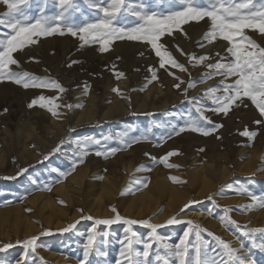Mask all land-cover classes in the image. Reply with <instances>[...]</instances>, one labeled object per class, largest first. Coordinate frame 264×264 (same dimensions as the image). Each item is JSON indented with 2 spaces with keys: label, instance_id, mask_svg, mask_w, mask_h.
Instances as JSON below:
<instances>
[{
  "label": "rangeland",
  "instance_id": "obj_1",
  "mask_svg": "<svg viewBox=\"0 0 264 264\" xmlns=\"http://www.w3.org/2000/svg\"><path fill=\"white\" fill-rule=\"evenodd\" d=\"M253 3L258 9L264 0H253ZM127 4L133 8L142 5L150 12L163 15L180 9L171 0H127ZM22 7L33 19L42 15L53 17L60 11L58 0H26ZM73 8L72 24L82 25L96 18L91 0H73ZM6 12V5L0 2V18ZM120 23L135 27L139 21L130 12H125ZM210 23L208 18L190 20L181 25L183 31L174 30L173 36L165 35L160 41L179 63L199 70V74L187 71L188 79L185 81L181 76L184 72L167 64L164 69L159 67V58L149 44L114 39L109 51L101 53L99 43H84L79 35H70L62 23L63 35L57 32L34 37L37 43L13 53L19 65L10 66L12 71L58 81L66 91L26 89L7 79L0 81V86L9 88L14 93L12 99L16 100L11 108H0V133L3 132L0 134V148L6 147L9 135L13 140L12 149L6 147L7 152L0 157V264H117L120 241L126 235L130 236L125 232L129 226L122 221L111 225L95 224V220L114 219L113 206L126 219L149 220L152 224L161 225L156 231L170 244L179 243L188 230L186 223H167L175 216L181 221L191 220L204 230L201 240L217 260L223 253L215 236L235 248L243 245L241 254L248 256V264H264V251L253 247L252 240L241 234L245 230L264 229V208L246 207L254 204L253 196L257 200L264 197V125L254 123L264 118L247 100L248 107L234 106L227 115L214 114L210 110L214 105L207 98L206 90L219 86L223 78L204 79L209 70L196 61L190 62L188 56L181 55L175 47L179 45L184 52L198 57L206 54L210 45L207 54L212 51V60L209 62L214 63L218 59L217 52L225 62L230 60L231 56L226 52L228 42L217 39L208 44L203 39ZM4 31L0 28V33ZM245 33L264 46V35L252 29H245ZM201 43L205 45L203 48L197 46ZM186 44H190L188 51L185 50ZM169 70L184 82L180 89L173 86L179 81L169 75ZM121 72L124 73L122 77L118 75ZM153 72L157 79H152ZM69 76L83 85L86 97L92 93L103 97L108 84L109 103H121L122 106L117 116L106 122L69 125L66 134L60 137L51 133V121L41 115V112L50 113L47 101H43L46 107L41 108L39 97H53V103L61 108L72 107L74 97L72 85L67 81ZM125 79L129 80L128 88H120V82ZM189 82L195 87L185 94L183 89ZM113 87L118 88L119 93L114 92ZM172 93L178 98L166 105L165 98ZM34 99L38 103L29 108L28 104ZM145 101L153 102L158 110L137 111ZM201 105L213 123L222 127L207 136L190 130L173 134V128L179 130L193 121H198L200 127H210L199 119L196 112ZM60 107L55 109L58 113L55 118L59 117ZM83 107L87 109L85 104ZM7 128L8 135L4 133ZM246 128L257 135L253 139L241 135ZM20 129L26 133L25 137L18 133ZM27 132H32V137ZM58 133L61 134L60 131ZM43 139L47 141L46 149L42 146ZM134 140L137 142L131 143ZM129 143L131 146H127ZM57 145L59 150L53 152ZM111 148L118 151L112 154ZM85 151L88 154L83 156ZM97 152L105 155L98 156ZM169 152L177 154L169 156L167 163H162L160 158ZM45 156L48 158L44 159ZM82 156L83 163L76 164L73 170V162ZM225 166L228 173L216 179L214 170ZM195 169L200 173L196 174ZM61 172L69 174L61 177ZM171 177L177 180L173 181ZM157 180L169 182L161 193L153 191L158 186ZM150 192L156 199L154 206L136 202V198H147ZM186 204L190 207L182 213L180 210ZM225 209H229L230 220L222 219ZM85 216L93 219L82 218ZM70 225L74 227L70 228ZM93 228L95 241L87 261H84V245ZM131 228L143 239H150L151 230L144 225L137 223ZM33 237L36 238L34 252L23 243ZM190 238L195 242L194 233ZM253 238L257 244L264 243V233L256 232ZM136 247L142 248V245ZM155 247L154 243L153 249ZM223 259L227 260V257L223 256Z\"/></svg>",
  "mask_w": 264,
  "mask_h": 264
},
{
  "label": "snow or ice",
  "instance_id": "obj_2",
  "mask_svg": "<svg viewBox=\"0 0 264 264\" xmlns=\"http://www.w3.org/2000/svg\"><path fill=\"white\" fill-rule=\"evenodd\" d=\"M0 2L7 7V12L3 18H0V28L5 29L3 33H0V37H2L0 38V81L7 79L26 89L31 87L57 89L59 92L66 91L58 81L34 77L28 72H14L10 68L12 65H19V61L14 58L13 53L26 45L37 43L34 37L49 36L57 32L63 35L64 31L60 27L61 23L70 35H79L80 40L84 43H99V51L101 53L109 51V46L114 39L144 42L149 44L155 51L156 56L159 58V67L161 69H164L167 64L180 72H187V67L179 63L172 52L160 41L165 35L173 36L174 30L183 31L181 25L188 23L190 20L199 21L208 18L211 22L210 28L204 34L203 39L208 43H213L217 39L228 42L229 47H227L226 52L230 54L231 59L225 62V58L217 52L216 56L218 59L212 63L209 62L212 60L210 54L197 57L195 54L184 52L179 45L175 46L176 50L181 55L188 56L190 61H196L209 70L205 74L204 79H214L216 76L223 78L219 86L209 87L206 90L207 98L214 105L210 109L214 114L222 113L227 115L233 110L234 106L237 108L241 105L248 107L245 103V100H247L255 107L259 116L264 118V46H261L245 33V29H252L264 35V4H261L257 9L253 0H171V3L178 4L180 9L163 15L150 12L142 5L138 8H133L127 4V0H91V6L96 9V18L82 25H75L70 22L72 11H74L73 0H58L60 11L57 15L53 17L42 15L36 19L30 17L22 7L26 0H0ZM125 12H130L131 15L138 18L139 23L135 27H128L120 23V17ZM183 34L187 37L186 32H183ZM204 46L203 43L200 44V47L203 48ZM72 63H77V61ZM68 66L71 67V64ZM149 70L151 71V69ZM118 75L122 77L124 73L121 72ZM169 75H173L179 81L173 86L180 89L181 84L184 82L170 70ZM152 79H157L155 72H153ZM201 82H204V80ZM193 87H195V84L189 82L183 91L186 94L188 89ZM113 91L119 93L120 90L114 88ZM217 93L220 94L217 95ZM54 99L53 97L40 96V107H46L43 101H47V110L53 116H57L58 113L55 109L60 107V105L54 104ZM37 103L38 101L34 99L28 104V107L31 108ZM197 103L199 104V101ZM67 107H71V105H67ZM202 109L203 105L196 108V112L199 113V119L206 121L210 127H200L198 126V121H193L179 130L173 128V134L179 135L185 130H190L207 136L222 127L220 124H214ZM5 111L7 110L5 109ZM254 123L264 125V119L255 120ZM241 135L253 139L257 133L246 128L241 132ZM135 142L137 141H131V143ZM127 146H131V144L129 143ZM59 147L57 145L53 152L58 151ZM117 151V148L110 149L112 154ZM87 154L85 151L83 156ZM176 154V152H169L164 157H161L160 161L167 163V158ZM96 155L105 154L97 152ZM146 155L148 154L146 153ZM83 156L73 162V170L76 164L83 163ZM47 158V156L44 157V159ZM167 166L178 167V165ZM68 174L61 172L60 176L64 177ZM171 179L173 181L177 180L176 177H171ZM144 186L147 187V184ZM252 199L254 204L246 207L249 209L253 207L264 208V197L257 200L253 196ZM209 200H211V197H209ZM190 204L184 205L180 211L182 213L185 212L190 207ZM79 211L83 212V209H79ZM111 211L115 213L114 219L95 220V224L111 225L122 221L129 226L125 228V232L130 233V236L126 235L125 239L120 241V259L117 264H248V256L241 254L243 245L240 248H235L219 236L214 238L227 260L223 259V256L220 260H217L215 256L210 255L207 245L203 244L201 240V232L204 230L191 220L181 221L174 216L167 221L168 224L186 223L188 225V230L184 232L179 243L170 244L156 231L161 225L152 224L149 220L136 221L121 217L114 206L111 207ZM224 211L225 216L222 219L230 220V217H228L229 209ZM82 218L93 219L91 216ZM137 223L151 230L149 240L143 239L132 231L131 226ZM231 223L236 224L235 221H231ZM69 227H74V225ZM237 228H239V225H237ZM256 232L264 233V229L245 230L241 234L252 240L253 247H258L264 251V243L257 244L253 238ZM193 233L195 242L190 238ZM103 235L107 236V233ZM209 235L213 234L209 233ZM94 241L93 228L90 230L87 243L84 245V261H87ZM23 243L26 248H31L33 252L35 251V237ZM154 243L156 245L155 249H153ZM137 245H142V248L136 247ZM11 246L6 245L5 247ZM213 251L215 250L213 249Z\"/></svg>",
  "mask_w": 264,
  "mask_h": 264
},
{
  "label": "bare ground",
  "instance_id": "obj_3",
  "mask_svg": "<svg viewBox=\"0 0 264 264\" xmlns=\"http://www.w3.org/2000/svg\"><path fill=\"white\" fill-rule=\"evenodd\" d=\"M193 29V27H192ZM196 28H194L195 30ZM193 32V30H192ZM191 32V33H192ZM192 36V35H191ZM190 37V36H189ZM192 40V39H191ZM209 44V43H208ZM32 45V44H31ZM80 45V44H79ZM181 45V44H180ZM197 46H200V45H197ZM208 48L211 47L210 45L207 46ZM36 48V47H35ZM119 48V47H118ZM207 50L209 51L210 49ZM27 49V48H26ZM190 49V44H186L185 46V50H189ZM206 49V47H205ZM43 50V49H42ZM49 51V49H48ZM193 51V49H192ZM207 51V53H209ZM28 52V51H27ZM26 52V53H27ZM120 52V51H119ZM200 52V51H199ZM205 52V51H204ZM203 52V54H204ZM194 53V52H193ZM206 53V54H207ZM212 51L210 52V55ZM145 56V55H144ZM70 57V56H69ZM102 57V56H101ZM99 59V58H98ZM102 61V60H100ZM140 61V60H139ZM183 61V60H182ZM186 61V60H185ZM188 61V60H187ZM105 62V61H104ZM148 62V61H147ZM184 62V61H183ZM191 62V61H190ZM109 64V63H108ZM28 65V64H26ZM30 65V64H29ZM98 65V63H97ZM101 66V65H100ZM190 66V64H189ZM137 68V67H136ZM144 68V67H143ZM108 69V68H107ZM188 69V72L190 71L191 73L193 74H196L199 70L198 69H193V66H190L187 68ZM60 71V70H59ZM134 72V71H133ZM188 72H184L181 76L182 78L184 79V81L186 80V78L188 77ZM148 74V73H147ZM199 74V72H198ZM138 78V77H137ZM128 79V78H127ZM123 80L120 82L119 84V87H125V88H128L127 87V83L129 80ZM181 79V78H180ZM188 79V78H187ZM109 80V79H108ZM67 81L69 83H71L72 85V94H73V97H74V101H73V106L71 108H67L66 106H63L60 110H59V117L58 118H55V116H53L52 114L50 113H47V112H41V115H43L44 117H47L52 125L51 127L49 128L50 129V132L55 134V135H58L59 137L60 136H63L64 134H66L67 132V129H68V126L71 125V126H78L80 125L81 123H84V122H95V121H100V122H106V121H109L110 119L114 118L117 116V111L118 110H121V103H118V104H110L109 103V92H108V89H109V85L107 84L108 88H107V92L106 94L103 96V97H96L93 93L89 96V97H86L83 92V85L82 84H79L76 83L73 78L71 76H69L67 78ZM141 82V81H140ZM110 83V82H109ZM119 83V82H118ZM149 83V82H148ZM176 83V82H175ZM118 85V84H117ZM112 85H110L111 87ZM93 87V86H92ZM120 87V88H121ZM130 87V86H129ZM114 88V87H113ZM124 88V89H125ZM169 88V87H168ZM183 88V87H182ZM37 93V92H36ZM169 93V92H168ZM89 95V94H88ZM14 98V93L12 91H10L9 88H6L4 86H0V108L2 106H6L7 108H11L12 107V104L16 102V100L12 99ZM177 97V94H171L169 96H167L165 98L166 100V105H169L171 104V100H176ZM181 98V97H180ZM102 100V101H101ZM100 101L102 102V106L99 105ZM86 105V108L87 109H83V105ZM173 104V103H172ZM117 105H120V106H117ZM100 106V107H99ZM127 109V108H126ZM158 110V107H154V103H148L147 101L145 102H142V104H140L137 108V111H147V112H152V111H157ZM38 112V113H40ZM127 112V111H125ZM10 114V113H9ZM8 114V115H9ZM40 115V114H39ZM38 115V116H39ZM237 115V114H236ZM7 120H9L10 118L7 117L6 118ZM69 119V121H68ZM234 120V119H233ZM228 123V122H227ZM231 124V123H230ZM30 131V130H29ZM32 131V130H31ZM58 131H60L61 134L58 133ZM33 132V131H32ZM30 133V132H27V135L30 137V134H31V137L33 135V133ZM3 132H1L0 134H2ZM5 134L8 135L9 133V130L8 128L5 130L4 132ZM18 133H21L23 135V137L26 136V133L23 131V130H19ZM49 136V134L47 135ZM121 137V136H120ZM11 135H9V140H7L5 142V145L6 147L12 149V146H13V140L11 139ZM40 140V139H39ZM43 141V145L44 146L43 148H47V141L46 140H42ZM42 143V142H41ZM2 146V144H1ZM6 147L2 146L0 148V157L3 156L4 153H6L7 151L5 150ZM246 152V151H245ZM243 165V164H242ZM248 165V164H247ZM216 169V168H215ZM215 171V178H219V176L223 175V177H225L224 175L227 174L228 172L227 171V167H219L218 169L214 170ZM211 172V171H210ZM195 173L198 174L200 173V170L198 169H195ZM202 177H207V176H204L202 175ZM227 177V176H226ZM170 180V179H169ZM211 182V181H209ZM169 182L167 180H157V184L158 186H155L153 191L157 190L158 192H162L163 191V188L166 184H168ZM153 194L152 192L148 193L147 195V198H136V202L137 203H142V204H149L151 207L154 206V202H155V198H153ZM134 200V198H133ZM148 206V205H146ZM154 209V208H153ZM174 244V243H173Z\"/></svg>",
  "mask_w": 264,
  "mask_h": 264
},
{
  "label": "trees",
  "instance_id": "obj_4",
  "mask_svg": "<svg viewBox=\"0 0 264 264\" xmlns=\"http://www.w3.org/2000/svg\"><path fill=\"white\" fill-rule=\"evenodd\" d=\"M84 127H87V126H84Z\"/></svg>",
  "mask_w": 264,
  "mask_h": 264
}]
</instances>
